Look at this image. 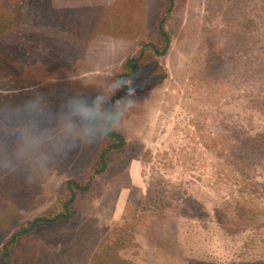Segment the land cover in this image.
I'll list each match as a JSON object with an SVG mask.
<instances>
[{
  "label": "rangeland",
  "instance_id": "374dc122",
  "mask_svg": "<svg viewBox=\"0 0 264 264\" xmlns=\"http://www.w3.org/2000/svg\"><path fill=\"white\" fill-rule=\"evenodd\" d=\"M141 49L138 70L150 75L137 85L125 62ZM120 74L150 100L128 114L126 145L100 173L109 137L54 157L43 176L19 162L37 196L0 233V264L6 246L10 264L41 263L65 233L80 256L56 264H99L88 253L116 241L128 264L264 261V0H0V105L45 89L55 106ZM1 146L17 147L4 123ZM69 179L86 186L73 204ZM67 203L69 218L29 229Z\"/></svg>",
  "mask_w": 264,
  "mask_h": 264
},
{
  "label": "clouds",
  "instance_id": "9594fccd",
  "mask_svg": "<svg viewBox=\"0 0 264 264\" xmlns=\"http://www.w3.org/2000/svg\"><path fill=\"white\" fill-rule=\"evenodd\" d=\"M149 75L148 70H137V85L147 83ZM51 99L50 91L41 89L19 103L0 105V123L12 126L17 137L15 152L0 156V167L27 162L46 175L54 157L120 132L131 111L150 103L127 91L123 77L96 93H60L55 106Z\"/></svg>",
  "mask_w": 264,
  "mask_h": 264
},
{
  "label": "trees",
  "instance_id": "16d2710c",
  "mask_svg": "<svg viewBox=\"0 0 264 264\" xmlns=\"http://www.w3.org/2000/svg\"><path fill=\"white\" fill-rule=\"evenodd\" d=\"M166 2L173 4L175 0H166ZM158 33L161 35L162 38L168 40L169 38L168 34L163 26H160ZM154 48L156 49V52L158 53L162 52L156 47ZM143 53H145V51L144 49H141L138 56L128 57L126 59V62H125L126 67H129L132 69L131 73L128 74L129 76H132L133 74L137 73V70L139 69L140 59L142 58ZM121 77H124V76H121L120 74L119 76L116 77V79L121 78ZM127 91H130V87L128 83H127ZM109 138H110V143L107 146V148L103 150V152L101 153L99 160H98L99 162L98 167L95 169L96 170L95 172L100 173L104 171L105 168H107L108 166L107 159H106L107 153H110L112 150L121 149L126 145L124 136L120 134L119 132L113 133L112 135L109 136ZM2 150H3V147L0 150V156L10 155L11 153L15 152L14 150L12 151L11 150L2 151ZM27 169L28 167L25 163H19V162H14L11 166L0 167V220H4V223H3L4 226L0 225V233L4 232L9 222L13 221V219L16 216H18V212L22 208V203L25 201L26 197L29 196V194H30V197H32L33 195L34 196L36 195L33 192L35 186L28 187L26 177H29L30 171ZM30 182L32 183V181ZM66 186L70 193V197L67 199L66 202L72 203V204L76 200V195H75L76 192L82 189H86V186H83L82 184H80L76 179H69L66 182ZM29 199H33V198H29ZM68 203L67 205L64 204L65 213L64 212L57 213L55 217H52L53 219H50L51 217H46V216L36 217L30 222L29 229L35 226L37 223L38 224L55 223L54 221H60V220L69 218L71 216V211H74L75 207H72L69 209ZM79 224H77V227H76L77 230L79 229ZM47 229H50V227ZM115 229L118 230V228H115ZM26 230L28 229H23L19 232H16L15 239L16 237L20 235V233H25ZM72 232L73 234L77 233L78 235L77 231L74 230ZM132 232L133 231L130 232L131 233L130 237L132 236ZM54 235H58V234H54ZM73 241L74 240L72 239L71 236L68 235V233L63 234L61 237H58V238L56 237L49 244V245H55L49 248V249H52L51 250L52 256L50 255L45 256L46 259H44L41 263H38V264H45L47 261L48 263L50 262V263L56 264L61 259V257H66V259L68 257H71L72 263L78 260V257L80 255L79 254L73 255L74 253V249H73L74 242ZM130 241L131 240L129 238L126 246L131 244ZM59 242H62L63 244L62 248H57L56 244H58ZM123 247H124L123 243L118 244V242L116 241L111 245H106L105 247H103L100 252H89L88 256H92V259H95L96 262H99V264H128V262L120 254ZM187 248H189L188 245L185 246L184 251H186ZM5 249H6V253H4V255L2 256L1 262H3L4 264H10V262L4 260V257H7V255L10 256V250L7 246L5 247ZM184 251H183V254H186V256L184 257V260L191 261L194 259V257H190L191 255H189L190 254L188 253L189 251H186V252ZM263 262L264 261L258 260L257 258H252L250 260H246V258H243L240 262L235 263V264H263Z\"/></svg>",
  "mask_w": 264,
  "mask_h": 264
}]
</instances>
